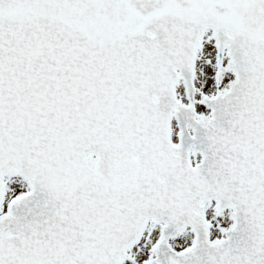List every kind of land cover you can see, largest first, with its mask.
<instances>
[{
	"label": "snow or ice",
	"instance_id": "snow-or-ice-1",
	"mask_svg": "<svg viewBox=\"0 0 264 264\" xmlns=\"http://www.w3.org/2000/svg\"><path fill=\"white\" fill-rule=\"evenodd\" d=\"M0 264H264V0H0Z\"/></svg>",
	"mask_w": 264,
	"mask_h": 264
}]
</instances>
